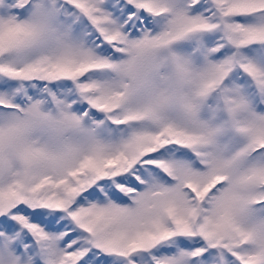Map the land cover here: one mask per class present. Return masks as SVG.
<instances>
[{
  "label": "snow or ice",
  "instance_id": "obj_1",
  "mask_svg": "<svg viewBox=\"0 0 264 264\" xmlns=\"http://www.w3.org/2000/svg\"><path fill=\"white\" fill-rule=\"evenodd\" d=\"M0 264H264V0H0Z\"/></svg>",
  "mask_w": 264,
  "mask_h": 264
}]
</instances>
